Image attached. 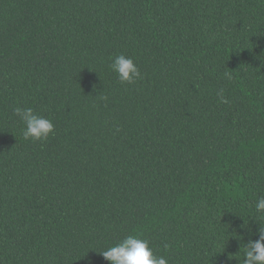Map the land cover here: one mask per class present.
I'll return each instance as SVG.
<instances>
[{
	"label": "trees",
	"instance_id": "trees-1",
	"mask_svg": "<svg viewBox=\"0 0 264 264\" xmlns=\"http://www.w3.org/2000/svg\"><path fill=\"white\" fill-rule=\"evenodd\" d=\"M16 107L54 134L25 140ZM262 196L264 0H0V264H108L136 233L243 264Z\"/></svg>",
	"mask_w": 264,
	"mask_h": 264
},
{
	"label": "clouds",
	"instance_id": "clouds-1",
	"mask_svg": "<svg viewBox=\"0 0 264 264\" xmlns=\"http://www.w3.org/2000/svg\"><path fill=\"white\" fill-rule=\"evenodd\" d=\"M109 69L115 74L121 85L132 84L136 80L142 79L141 72L134 60L123 54L116 55L112 58ZM226 80L232 79L230 72L224 73ZM220 103L227 104L229 101L224 95V89L217 92ZM107 95L101 94L99 100L106 102ZM14 114L24 125L22 136L25 140L46 141L50 134H54V124L50 119L42 116L31 107H16ZM257 218L264 219V196L257 198L254 204ZM258 238L249 239L244 244L243 264H264V227H258ZM169 245L165 244L164 248L168 249ZM99 254L108 264H168L164 256L155 254L147 239L142 238L140 233L129 234L119 239L117 243L100 251Z\"/></svg>",
	"mask_w": 264,
	"mask_h": 264
}]
</instances>
